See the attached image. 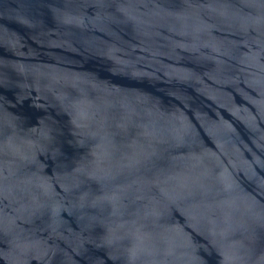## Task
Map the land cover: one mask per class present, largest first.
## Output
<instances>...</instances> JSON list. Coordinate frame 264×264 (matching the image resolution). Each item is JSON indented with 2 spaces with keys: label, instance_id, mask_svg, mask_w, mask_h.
I'll list each match as a JSON object with an SVG mask.
<instances>
[{
  "label": "water",
  "instance_id": "95a60500",
  "mask_svg": "<svg viewBox=\"0 0 264 264\" xmlns=\"http://www.w3.org/2000/svg\"><path fill=\"white\" fill-rule=\"evenodd\" d=\"M0 264H264V0H0Z\"/></svg>",
  "mask_w": 264,
  "mask_h": 264
}]
</instances>
